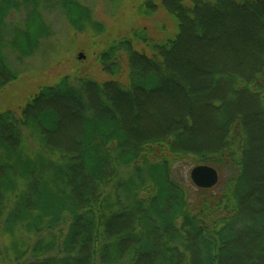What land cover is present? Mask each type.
I'll list each match as a JSON object with an SVG mask.
<instances>
[{"label": "trees", "instance_id": "16d2710c", "mask_svg": "<svg viewBox=\"0 0 264 264\" xmlns=\"http://www.w3.org/2000/svg\"><path fill=\"white\" fill-rule=\"evenodd\" d=\"M111 3L173 30L109 38L84 0H0V92L52 10L105 78L0 111V264H264V0ZM181 162L215 168L220 193Z\"/></svg>", "mask_w": 264, "mask_h": 264}, {"label": "rangeland", "instance_id": "374dc122", "mask_svg": "<svg viewBox=\"0 0 264 264\" xmlns=\"http://www.w3.org/2000/svg\"><path fill=\"white\" fill-rule=\"evenodd\" d=\"M108 3L109 0H84V4L94 10L95 18L106 26L108 32L104 37L110 38L112 34L115 37L114 35L125 33L124 30H130L142 24L149 26L151 35L155 37L163 28H166V32L173 30L174 24L163 10L149 19L142 20L137 16L132 3L120 8V5L114 8L112 3L111 5ZM45 16L52 28V35L43 42L38 52L23 61H19L14 53L9 55V63L19 72V77L0 92V111L18 110L42 87L52 86L64 76L75 77V74H78L93 77L99 81L105 79L97 66L90 62L87 49L90 42L88 43L87 40L91 36L76 33L57 11L45 12ZM15 19H21V16ZM80 54L85 57L83 61L79 59ZM84 62L86 66L82 67ZM177 167L179 178L190 181L189 174L192 168L188 163L181 162ZM221 177L219 188L214 194H219L223 186V176ZM196 195L198 194L195 193Z\"/></svg>", "mask_w": 264, "mask_h": 264}, {"label": "water", "instance_id": "95a60500", "mask_svg": "<svg viewBox=\"0 0 264 264\" xmlns=\"http://www.w3.org/2000/svg\"><path fill=\"white\" fill-rule=\"evenodd\" d=\"M84 55L80 54L79 59L83 60ZM189 178L191 183L201 190H211L220 182L219 172L208 165H199L191 169Z\"/></svg>", "mask_w": 264, "mask_h": 264}, {"label": "flooded vegetation", "instance_id": "af4514ba", "mask_svg": "<svg viewBox=\"0 0 264 264\" xmlns=\"http://www.w3.org/2000/svg\"><path fill=\"white\" fill-rule=\"evenodd\" d=\"M84 59H85V57L83 58V60H84ZM83 60H82V61H83Z\"/></svg>", "mask_w": 264, "mask_h": 264}]
</instances>
